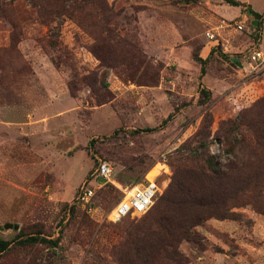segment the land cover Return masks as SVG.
<instances>
[{"label":"rangeland","instance_id":"374dc122","mask_svg":"<svg viewBox=\"0 0 264 264\" xmlns=\"http://www.w3.org/2000/svg\"><path fill=\"white\" fill-rule=\"evenodd\" d=\"M70 1L0 0V264H264V72L225 27L264 0H104L123 45L93 42L99 0ZM98 162L117 186L90 217L71 203ZM158 171L145 214L102 218Z\"/></svg>","mask_w":264,"mask_h":264},{"label":"built area","instance_id":"2783aa9c","mask_svg":"<svg viewBox=\"0 0 264 264\" xmlns=\"http://www.w3.org/2000/svg\"><path fill=\"white\" fill-rule=\"evenodd\" d=\"M225 27L232 28L238 34L245 33L249 41L248 47L241 52L237 61L240 70L245 73L264 72V16L257 20L244 17L242 21L225 22ZM209 38L212 39V35ZM158 172L153 176L146 174L139 184L129 189H120L122 191L121 198L112 205L102 218L107 222L117 223L127 217L145 214L158 190L157 178L160 171ZM89 176L90 179L94 180V185L91 187H86L85 184L79 186L71 206L92 217L97 212L94 201L97 191L106 184H116L112 180V169L106 162H98ZM99 178L103 179L104 183H99L97 181Z\"/></svg>","mask_w":264,"mask_h":264},{"label":"trees","instance_id":"16d2710c","mask_svg":"<svg viewBox=\"0 0 264 264\" xmlns=\"http://www.w3.org/2000/svg\"><path fill=\"white\" fill-rule=\"evenodd\" d=\"M70 1V0H68ZM83 1V0H82ZM228 5L230 6H238L240 5L237 1L234 0H224ZM71 2V1H70ZM73 2L70 3L72 5ZM249 15H251L255 20L260 19L261 15L257 14L251 10H249ZM113 16L111 15V11L107 6H105L104 0L98 1V19L96 21V26L99 29V32L95 35V38L93 39V42L103 43L105 45H123V43L126 42L125 38L123 36L117 35V29L114 24H111ZM89 51L91 54L98 60H100L102 57L100 53L97 50V47L95 45H91ZM211 157H207L206 166H207V173H201L202 177H206L208 181H217L220 177L219 171L215 169L214 166L210 164ZM181 171L176 168L173 172V176L170 180V183L168 185L167 190L165 191V194L161 197L159 200V204H168V203H175V201H178L181 196L184 194V184L181 181ZM73 207V206H72ZM215 203L211 202L206 205V209L209 211L207 214L208 217H216L219 219L228 218L229 216H235L233 213L229 212V209H225V211H215ZM205 217V218H206ZM203 220V219H202ZM197 225V224H195ZM8 246V242L0 240V252L6 249ZM171 247V245H168ZM174 248H172L171 251H173ZM163 251V250H162Z\"/></svg>","mask_w":264,"mask_h":264},{"label":"water","instance_id":"95a60500","mask_svg":"<svg viewBox=\"0 0 264 264\" xmlns=\"http://www.w3.org/2000/svg\"><path fill=\"white\" fill-rule=\"evenodd\" d=\"M99 183H104V181H103V179H98L97 180ZM2 229H14V230H16L17 229V226H12V225H10V224H4V225H2V226H0V231L2 230Z\"/></svg>","mask_w":264,"mask_h":264},{"label":"crops","instance_id":"0c3cea01","mask_svg":"<svg viewBox=\"0 0 264 264\" xmlns=\"http://www.w3.org/2000/svg\"><path fill=\"white\" fill-rule=\"evenodd\" d=\"M251 11H253V10H251ZM253 12H255V11H253ZM255 13H257V12H255ZM257 14H261V13H257Z\"/></svg>","mask_w":264,"mask_h":264}]
</instances>
